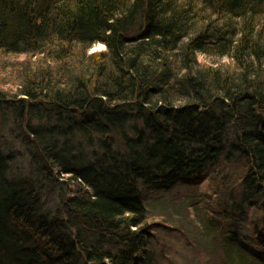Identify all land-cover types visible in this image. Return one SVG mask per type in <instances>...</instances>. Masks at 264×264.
I'll return each instance as SVG.
<instances>
[{"label": "trees", "instance_id": "obj_1", "mask_svg": "<svg viewBox=\"0 0 264 264\" xmlns=\"http://www.w3.org/2000/svg\"><path fill=\"white\" fill-rule=\"evenodd\" d=\"M189 217L264 264V0H0V264H156Z\"/></svg>", "mask_w": 264, "mask_h": 264}, {"label": "rangeland", "instance_id": "obj_2", "mask_svg": "<svg viewBox=\"0 0 264 264\" xmlns=\"http://www.w3.org/2000/svg\"><path fill=\"white\" fill-rule=\"evenodd\" d=\"M104 45L102 43H97L90 48V51L103 49ZM200 59H205L204 56L199 55ZM5 85V84H4ZM6 90L7 86H1ZM7 127H8V122ZM9 128L13 129L12 123ZM7 128L4 133V138L11 139L15 134ZM4 139V140H5ZM11 143V142H10ZM13 147H21V144L18 140H15L12 143ZM10 144V146L12 145ZM23 161L26 160L20 158L18 164L22 165ZM194 218L189 217V219L183 221V231L184 234L179 232L168 233L166 230H163L159 234V245L155 244V254H157V263L156 264H220L222 261V250L216 252L211 251L209 246H213L212 240L209 238H204L201 235L200 228L197 221H194Z\"/></svg>", "mask_w": 264, "mask_h": 264}]
</instances>
